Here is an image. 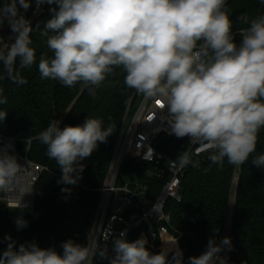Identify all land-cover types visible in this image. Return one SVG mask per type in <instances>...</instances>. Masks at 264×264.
Segmentation results:
<instances>
[{
	"label": "clouds",
	"instance_id": "9594fccd",
	"mask_svg": "<svg viewBox=\"0 0 264 264\" xmlns=\"http://www.w3.org/2000/svg\"><path fill=\"white\" fill-rule=\"evenodd\" d=\"M44 4L54 7L42 30L41 23L33 26L19 14V8L26 11L31 0H5L0 6V27L7 21L13 34L11 43L0 45L4 72L0 81L27 83L21 70L36 63L31 34L39 30L54 53L50 59L41 55V79L58 80L65 87L82 82L95 97L114 68L122 66L128 88L162 101V109H167L163 119L172 134L214 150L209 155L212 164L223 166L226 159L242 166L256 151L264 128V15L251 21L247 14L237 17L250 24L241 29L237 43L226 0H36V10ZM3 93L0 87V105L7 103ZM7 115L0 111V121ZM102 125L100 118L63 128L50 122L38 134L48 158L62 170L58 184L77 185L82 179L85 165L81 161L113 133V126ZM30 145L27 140L26 151ZM10 149V144L0 145V192L17 201L9 207L22 208V195L27 192L8 195L18 191L25 169ZM173 163L180 168L199 166L188 151H182ZM252 163L264 167V154L253 156ZM16 224L22 229L27 221L20 217ZM5 239L9 243L0 253V264H93L97 255L109 264H184L178 246L171 257L168 248L153 254L145 237L128 241L124 232L113 240L112 256L107 249L98 252L89 238L87 245L64 241L62 254L54 248L42 249L35 241L16 248L10 236ZM171 244L177 245L176 238ZM232 247L230 237L219 243L209 238L205 252L189 257L188 264H228L221 252Z\"/></svg>",
	"mask_w": 264,
	"mask_h": 264
},
{
	"label": "trees",
	"instance_id": "16d2710c",
	"mask_svg": "<svg viewBox=\"0 0 264 264\" xmlns=\"http://www.w3.org/2000/svg\"><path fill=\"white\" fill-rule=\"evenodd\" d=\"M4 3L5 0H0V6ZM50 7L54 5L45 4L33 26L41 23L43 29V22L50 18ZM226 7L233 21L237 43L242 38L241 29L250 26L239 22L237 17L247 14L251 21L262 15V9L264 15L261 0H229ZM31 39L36 63L21 70L27 83L17 85L8 79L0 81L3 95L7 97V103L0 105V111L8 113L6 119L0 121V133L20 141L32 140L30 159L49 171L36 186L32 212L16 215L5 206L0 207V253L9 243L5 237L10 236L16 248L22 243L35 241L42 249L54 248L62 254L61 244L69 239L87 245L100 203V189L106 181L128 107L135 94L136 100L143 94L124 84L126 73L122 66L114 68L96 90L95 97L89 95L82 82L65 87L58 80L41 79L38 69L40 57L43 55L50 59L54 53L47 46V37H41L39 30L31 34ZM0 74H4L2 63ZM87 118L102 119L104 128L113 126V133L106 143H99L93 154L81 161L85 169L77 185L58 184L62 170L55 160L48 158L47 146L39 141L38 134L50 122H56L63 128L83 125ZM189 141V137L160 136L154 146L158 152L176 158L189 147ZM23 147L24 143L20 142L19 148ZM260 154H264V128L258 134L256 151L239 168L226 159L220 166L205 158L199 160L198 167H192L186 173L182 180V202L171 201L166 208L171 216L170 231L176 237L182 235L179 249L183 252L184 264H188L189 257L205 252L209 238L219 243L227 236L230 216L231 228L227 237L231 238L233 247L231 251L226 248L228 264H264V167L252 163V157ZM146 170L135 161L127 160L121 181L133 175L144 180ZM236 173L239 174L238 183L234 181ZM150 186L151 196L155 198L162 184L151 182ZM65 187L71 191L63 192L61 189ZM20 217L27 221V226L22 229H18L16 224ZM167 245L172 244L169 242ZM93 264H109V261L97 255Z\"/></svg>",
	"mask_w": 264,
	"mask_h": 264
},
{
	"label": "built area",
	"instance_id": "2783aa9c",
	"mask_svg": "<svg viewBox=\"0 0 264 264\" xmlns=\"http://www.w3.org/2000/svg\"><path fill=\"white\" fill-rule=\"evenodd\" d=\"M228 1L226 0V3ZM44 7L45 4L41 5L37 11L36 0H31V6L26 11L18 8L19 14L33 25ZM12 35L10 26L5 21L0 27V45L3 41L11 43L9 37ZM137 101V107L131 113L133 104L135 106ZM133 104L127 110L106 181L100 189V203L94 218L90 240L97 246L98 252L107 249L108 255L112 256L114 255L112 242L121 232L125 233V239L128 241L145 237L148 241L146 247L153 254L166 249L167 244L176 238L177 245L169 251L171 254L177 246L179 247L182 235L176 237L170 231L171 216L166 212V208L171 201L182 202V180L192 166L180 168L173 163L177 157L170 158L155 149V142L160 136L175 137L167 121L163 119L167 109H162V101L158 103L143 95L137 100L135 97ZM30 141V151H26L27 140L20 141L0 133V145L10 144L11 154L15 155L18 163L25 167L21 173L22 180L18 185V191L8 194L17 196L27 192L22 195L23 207H9L17 201L0 192V202L13 212L27 213L34 210L36 186L44 173L49 171L47 167L30 159L33 142ZM20 142L24 143L23 149L19 148ZM184 151L190 152L193 161H199L209 158L214 150L204 145L190 144L189 141V147ZM127 160L135 161L147 168L144 180L133 175L121 181L122 169ZM238 180L239 174L236 173L235 183H238ZM151 182L162 184L155 198L151 196Z\"/></svg>",
	"mask_w": 264,
	"mask_h": 264
},
{
	"label": "rangeland",
	"instance_id": "374dc122",
	"mask_svg": "<svg viewBox=\"0 0 264 264\" xmlns=\"http://www.w3.org/2000/svg\"><path fill=\"white\" fill-rule=\"evenodd\" d=\"M262 15H263V9H262ZM138 101H139V100H138ZM138 101L135 103V106L133 107L131 113H133L134 110L136 109ZM237 167L239 168V166H237ZM14 214L18 215V214H20V213H18V212H14ZM230 228H231V216L228 218V221H227V231H226V235H227V236H228V234H229ZM171 247H173V246H172V245H168L166 248L170 249ZM225 254H226V248L224 249V254H223V256H225Z\"/></svg>",
	"mask_w": 264,
	"mask_h": 264
},
{
	"label": "water",
	"instance_id": "95a60500",
	"mask_svg": "<svg viewBox=\"0 0 264 264\" xmlns=\"http://www.w3.org/2000/svg\"><path fill=\"white\" fill-rule=\"evenodd\" d=\"M135 97H136V94L134 95L132 101L130 102V105H129L128 109L131 108V106H132V104H133V102H134ZM2 205H3L2 202H0V207H1Z\"/></svg>",
	"mask_w": 264,
	"mask_h": 264
},
{
	"label": "snow or ice",
	"instance_id": "6c2138e0",
	"mask_svg": "<svg viewBox=\"0 0 264 264\" xmlns=\"http://www.w3.org/2000/svg\"><path fill=\"white\" fill-rule=\"evenodd\" d=\"M159 103V102H158Z\"/></svg>",
	"mask_w": 264,
	"mask_h": 264
}]
</instances>
